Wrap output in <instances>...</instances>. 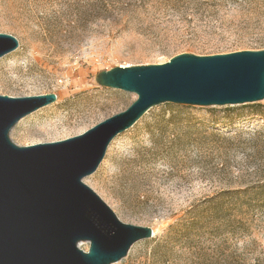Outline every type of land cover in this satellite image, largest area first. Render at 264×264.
I'll return each mask as SVG.
<instances>
[{
    "label": "rangeland",
    "instance_id": "rangeland-1",
    "mask_svg": "<svg viewBox=\"0 0 264 264\" xmlns=\"http://www.w3.org/2000/svg\"><path fill=\"white\" fill-rule=\"evenodd\" d=\"M0 33L18 40L0 58V95L56 96L12 129L29 146L136 99L98 86L101 71L264 50V0H0ZM84 183L122 222L154 230L115 264H264V99L154 107Z\"/></svg>",
    "mask_w": 264,
    "mask_h": 264
},
{
    "label": "water",
    "instance_id": "water-1",
    "mask_svg": "<svg viewBox=\"0 0 264 264\" xmlns=\"http://www.w3.org/2000/svg\"><path fill=\"white\" fill-rule=\"evenodd\" d=\"M17 48L15 37L0 33V58ZM94 80L136 99L82 134L56 142L18 146L10 139L20 120L56 101L54 94L0 95V264H115L134 244L152 238L151 228L122 222L84 179L111 142L154 107L262 101L264 50L180 54L164 64L101 71Z\"/></svg>",
    "mask_w": 264,
    "mask_h": 264
},
{
    "label": "trees",
    "instance_id": "trees-1",
    "mask_svg": "<svg viewBox=\"0 0 264 264\" xmlns=\"http://www.w3.org/2000/svg\"><path fill=\"white\" fill-rule=\"evenodd\" d=\"M261 188L263 189L264 188V185H262Z\"/></svg>",
    "mask_w": 264,
    "mask_h": 264
},
{
    "label": "bare ground",
    "instance_id": "bare-ground-1",
    "mask_svg": "<svg viewBox=\"0 0 264 264\" xmlns=\"http://www.w3.org/2000/svg\"><path fill=\"white\" fill-rule=\"evenodd\" d=\"M153 234H154V230H153Z\"/></svg>",
    "mask_w": 264,
    "mask_h": 264
}]
</instances>
